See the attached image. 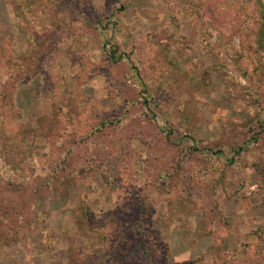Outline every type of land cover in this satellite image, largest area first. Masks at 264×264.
I'll return each instance as SVG.
<instances>
[{
    "label": "rangeland",
    "instance_id": "1",
    "mask_svg": "<svg viewBox=\"0 0 264 264\" xmlns=\"http://www.w3.org/2000/svg\"><path fill=\"white\" fill-rule=\"evenodd\" d=\"M0 264H264V0H0Z\"/></svg>",
    "mask_w": 264,
    "mask_h": 264
}]
</instances>
